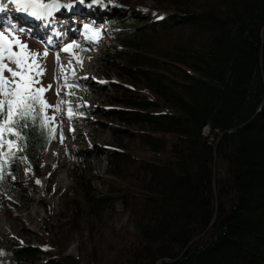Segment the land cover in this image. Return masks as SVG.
Segmentation results:
<instances>
[{"label":"trees","instance_id":"16d2710c","mask_svg":"<svg viewBox=\"0 0 264 264\" xmlns=\"http://www.w3.org/2000/svg\"><path fill=\"white\" fill-rule=\"evenodd\" d=\"M143 2L97 5L108 14L109 39L99 67L105 76L119 70L125 81L114 85L118 97L108 98L120 108L110 107L107 117L128 129L113 128L122 142L106 152V194L87 180L98 153H70L85 243L94 248L83 252L85 263L63 252L37 263L30 259L35 249L20 246L17 264H264V0ZM23 135V150L0 166L4 202L13 208L23 198L18 182L6 178L20 166L41 177L54 140L39 122L29 121ZM215 191L218 217L206 232ZM117 202L129 221L119 229L104 217Z\"/></svg>","mask_w":264,"mask_h":264},{"label":"rangeland","instance_id":"374dc122","mask_svg":"<svg viewBox=\"0 0 264 264\" xmlns=\"http://www.w3.org/2000/svg\"><path fill=\"white\" fill-rule=\"evenodd\" d=\"M142 1H144L143 6H153L152 0ZM94 9L95 15L99 16L100 20H96L99 18L95 17L90 18L93 21H85L88 27H79L77 37L71 43L77 47H73L68 52L67 60L59 56L66 66L63 75L58 71L57 52L48 51L47 57L42 60L47 71L40 77L41 84L44 87L52 85L51 90L43 95L50 105L60 104V110L55 113L51 108L46 110L48 116L54 114L56 117L55 122L51 124L56 128V139L43 156L41 162L43 176L34 178L25 168L18 171L15 178L20 186L18 190L23 198L20 202L22 206L13 208L4 202L7 197L0 181V226L7 230V234L0 231V264H17L14 254L20 246L35 249L30 259L37 263L60 252L79 258L85 263L87 260L84 261L83 252H91L94 248V244L89 243L86 246L85 243L88 235L83 224L84 205L80 195L77 196L72 189L70 152L78 149L94 150L98 153V158L90 165L87 180L96 193L106 194L109 190L107 182L110 178L109 157L106 152L122 142L120 135L114 134L113 128L128 129V125L107 117L110 107L120 108V105L112 104L108 97H118L117 93L115 95L114 85H123L125 81L119 76V70H112L105 76L103 75L105 70L99 67V59L109 40L104 23L106 17L95 7ZM85 34L87 36L84 38ZM19 38L32 51L38 53L45 51L38 41ZM83 56L86 57L82 59ZM81 66L86 67L84 73L79 72L78 68ZM4 76L8 77L9 73L4 72ZM84 76L86 81L83 80ZM57 90L60 92L59 95ZM69 108L73 113L71 117L68 116ZM135 145L137 147L138 143L135 142ZM12 150H16V147L9 151ZM53 151L61 155L57 158L53 157V164L50 165L47 156ZM2 159L3 157H0V162ZM60 178L63 180V185L57 189ZM6 179L12 180L10 177ZM74 201L78 203L81 201V204H75ZM35 211L39 214L36 218L33 215ZM107 212L104 217L109 225L119 229L129 224L128 216L124 213L120 202H117L113 208H108ZM94 226L98 230L99 223H94ZM130 230L133 231L131 225ZM88 262L100 263L91 260Z\"/></svg>","mask_w":264,"mask_h":264},{"label":"snow or ice","instance_id":"6c2138e0","mask_svg":"<svg viewBox=\"0 0 264 264\" xmlns=\"http://www.w3.org/2000/svg\"><path fill=\"white\" fill-rule=\"evenodd\" d=\"M102 2L103 0H71L63 7L72 10L76 4L91 7ZM10 3L15 6V11L26 13L42 22L51 18L53 12L62 6L59 0H10ZM7 11V6L0 2V13ZM2 23L0 18V25ZM20 31L23 28L13 25L11 20L8 27L0 31V146L6 143L9 150L16 147L22 151L16 140L24 139L23 129L29 127V121L34 124L39 122V127L47 129L49 136L55 138L56 129L50 127V124L55 122L56 117L54 114L48 116L46 110L51 108L55 113L60 110V104L50 105L43 95L52 88V85L44 87L40 81V77L47 71L42 60L47 57L48 49L43 53L32 51L17 35ZM73 47L77 45L69 44L62 50L70 52ZM56 59L59 60V53L56 54ZM60 71L61 75L65 73L64 65H61ZM4 72H8L9 76H4ZM59 94L57 90V95ZM72 115L69 108L68 116ZM5 133L16 137V140H6Z\"/></svg>","mask_w":264,"mask_h":264},{"label":"water","instance_id":"95a60500","mask_svg":"<svg viewBox=\"0 0 264 264\" xmlns=\"http://www.w3.org/2000/svg\"><path fill=\"white\" fill-rule=\"evenodd\" d=\"M264 37V30L262 31V38ZM263 59V51H261V60ZM263 105H264V103H263ZM222 137L223 136H221L219 139H218V141L216 142V145H215V154H216V152H217V148H218V145H219V142H220V140L222 139ZM216 169H217V156L215 157V162H214V186H216ZM215 194H216V208H215V213H214V217H213V221H212V223H211V225L209 226V228H208V230L206 231V232H208L210 229H211V227H212V225L214 224V222L217 220V217H218V211H219V205H218V196H217V192L215 191ZM204 235H205V233L202 235V236H199L198 238H196L192 243H191V245L192 244H194V243H196V242H198L199 240H201L202 239V237H204ZM184 254V253H183ZM183 254L180 256V257H182L183 256ZM179 257V258H180ZM175 262V260H171V259H164L163 261H161L159 264H172V263H174Z\"/></svg>","mask_w":264,"mask_h":264},{"label":"bare ground","instance_id":"6f19581e","mask_svg":"<svg viewBox=\"0 0 264 264\" xmlns=\"http://www.w3.org/2000/svg\"><path fill=\"white\" fill-rule=\"evenodd\" d=\"M57 62H61V59H59ZM61 65H63V64H61ZM60 68H61V66L59 67V72H60V74H61V71H60ZM79 69V72L80 73H84V71L86 70V67L85 66H81V67H79L78 68ZM83 80L84 81H86V78H85V76H84V78H83ZM61 154L59 153V152H50L49 154H48V159H51V158H53V157H59ZM62 185H63V180L60 178L59 180H58V183H57V189H60L61 187H62ZM66 185V184H65ZM25 207V205H24V203H23V208ZM33 215L35 216L34 218H36V216H38L39 214H38V212L37 211H35L34 213H33ZM0 231L3 233V234H7V230L5 229V228H3L2 226H0Z\"/></svg>","mask_w":264,"mask_h":264}]
</instances>
